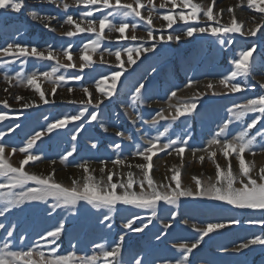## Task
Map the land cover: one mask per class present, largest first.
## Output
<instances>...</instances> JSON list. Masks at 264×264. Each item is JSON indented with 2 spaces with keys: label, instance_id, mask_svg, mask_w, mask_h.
I'll return each instance as SVG.
<instances>
[{
  "label": "snow or ice",
  "instance_id": "1",
  "mask_svg": "<svg viewBox=\"0 0 264 264\" xmlns=\"http://www.w3.org/2000/svg\"><path fill=\"white\" fill-rule=\"evenodd\" d=\"M47 2L55 5L57 9H63L65 19L60 22V27H64V25L70 27L61 33L62 36L73 38L80 37V34H92L90 38L80 37L82 43L75 46L79 51L78 71L67 72L69 69H77V64L73 61L74 44L71 42L60 49H55L49 44L42 50L34 43L30 44L13 39L11 42H6L5 46L0 47V66L5 69L3 79L9 85L14 83L25 87L30 86L38 92L39 99L43 104H49L55 103V101L46 98L40 83L37 82L39 78L50 81L57 86L67 84L69 81L79 82L83 79L84 69L91 68L96 63L90 53L97 50H101V64L107 63L103 60L104 52L114 55L117 62L115 67L118 70L110 71L107 75L102 74L99 79L94 81L96 91L104 99H97L94 102L93 93L89 87L82 86V91L88 98L78 102L69 101V103L81 105L75 114L64 113L59 118H54L47 123L46 127L30 135L23 142V146L18 149L14 146L11 147L7 155L5 154L6 145L3 139L6 133L0 131V218H2L0 230L4 233L0 236V264H125L123 259L125 234L119 235L118 239L114 240L111 245L106 243L95 244L90 255H79L76 245L71 246V251L60 254L58 240L65 232L69 219L78 218L88 206L96 210H107L108 214L103 216L102 222L112 218V215L117 211V205L145 210L150 213L147 223H141L139 227L134 226L137 221L142 220V217L132 214L130 218H126L123 229L139 233L148 228L153 220H159L161 223L167 220V223H163L161 234L155 237L156 240H160L161 236L167 233L173 226V221L178 217L182 200L188 201L189 198L191 200L221 202L219 206L229 205L234 209L259 210L261 212L259 218L248 219L245 222L249 225L260 226L261 233L253 234L250 238L239 242L233 250L239 253L249 249L250 246L264 245V166L260 167L258 176L254 177L251 174L252 168L246 163L244 157L246 151L254 154L258 147L257 138L260 140V150L264 151V94L252 97L244 95L241 102H234L227 109V119L222 121L218 130L212 134L205 149H203V151H208L209 146H217L227 161V166L222 168L216 163L214 180L210 177L207 181H202L198 177H193L195 180L194 188L182 186L180 167L173 166L172 175L165 177L167 182H156L151 172L154 167L153 157L157 156L158 153L166 151L167 155H172L175 152L183 159L190 137L177 136L173 139L168 135L169 128L173 122L181 117L192 115L198 109L206 93L199 92L190 97H178L177 90H173L168 96L167 115H165V109L161 108L155 112L150 120H145L138 109V105L146 104L143 79L138 82L131 93L129 107L135 110V116H129V120L133 125L142 122V125L156 128V134L150 136L144 144H136L135 151L131 152L133 157H140L144 161L135 165V168L141 173L139 177H136L131 170L126 173L117 171L115 168L106 171V161L104 160L100 161V180H97L93 175L95 170L90 168L89 161L85 160L76 164L75 167L83 170V177L82 179H73L71 186H65L55 179V168L47 175L30 173L26 170V165H29L30 162H36L43 158V153L37 150V142L42 143V138L52 134L54 130L66 129L70 124L72 125V128L69 129L72 132L71 147L60 156L62 163H66L76 153L75 141L86 124H91L93 121L99 122L100 127L107 132L108 128L100 120L102 116L101 105L116 94L117 83L121 76L128 71V68L135 65L142 55L146 53L155 54L158 46L162 47L168 42H180L187 38L203 35L215 37L222 47L233 45L236 38L234 34L247 38L255 37L257 32H260L261 36L264 37V28H262L264 25V0H247V7L260 14L258 22H256V15L252 16V20L255 22L254 27L247 30H244L242 24L237 22L232 7L226 9L228 13L232 14L231 22L221 23L218 17L225 9H219L214 14V6L217 0H210V3L207 4L204 3V0H200V2H195V0H161L159 5L155 3V0H146V2L145 0H132L130 3L123 2V0H72V3L65 2V0H59V2L58 0H47ZM25 6V0H0V10H3L4 15L19 14ZM79 6H83L84 10L79 11L75 18L73 14H68L69 9H78ZM236 7H240V4H237ZM142 10H146L147 15L143 14ZM27 15L33 21L41 23L49 31L55 32L57 30L52 26L53 21H58L56 15L41 14L37 10H30ZM154 19H161L165 23L156 27ZM141 23L146 27V37H138L135 34ZM129 28L132 31L130 36L126 35V30ZM106 29L109 33H118L119 35L115 38L116 41H126L128 46L118 44L114 52L108 48L102 49V43L109 39L105 35ZM256 48L257 44L253 42L251 47L242 46L235 53L234 57L229 60L231 70L227 74H222L216 81L223 86L225 91H213V95L227 96L245 93L250 87H255L254 84H249V78L253 72V53ZM122 52L126 54V60L121 59ZM61 55L67 59V63L60 61ZM29 58L53 61L54 64L48 70H33L29 73L23 67ZM17 60L20 61L21 67L10 74L6 70ZM61 69H64L67 74L61 73ZM153 71L155 72L156 69ZM109 80L111 81L110 85L107 83ZM194 83H196L194 80L189 79L185 87H191ZM206 87L207 89H214V83L209 81ZM260 87L264 89V83H260ZM4 91L7 92L8 88H5ZM51 91L54 96L57 91L56 87H53ZM68 91L71 93L72 87H69ZM173 98L178 103H171ZM14 99L22 101L24 98L15 95ZM0 103L6 108L9 107L7 100L0 101ZM35 105V101L32 103L24 102L20 104V107L27 109ZM90 107L91 111H89ZM125 114L128 115L127 108H125ZM250 114L255 115L246 119ZM16 115L20 116L23 113H16ZM8 118L7 112L0 111V122ZM45 119L47 120V117ZM77 121L80 122L78 125L74 123ZM161 121L168 122V126L163 127V130L157 128ZM258 124L261 125L259 128H257ZM235 125H239L240 130L235 135H230L232 127ZM19 127L20 125L16 124L14 127H9L7 132L12 133ZM253 130H255L254 134ZM147 135L148 133H145V136ZM115 136L121 140H133V136L126 134V130L115 131ZM141 139L143 140L144 136ZM91 147L96 148L97 143L93 142ZM109 147L116 151V158L111 163L114 166L124 165L127 158H122V144L114 143ZM17 151L23 154L18 166L10 162V157ZM197 151L199 150L191 149L193 156ZM233 154L238 161L237 171L233 170L231 160L228 159ZM216 155V151H211L209 158L215 162ZM199 160L203 162L205 156H199ZM51 163L54 165L56 161L52 160ZM128 167L131 169L132 165L129 164ZM114 176L117 177L115 181L113 180ZM237 184L239 186H236ZM39 203L48 206L47 215L50 218L57 213V210L66 211L68 215L46 228L43 234H38V239L35 241H29L27 235L17 236L18 225L9 222L7 216L11 215L13 211H23L25 206ZM164 205L175 206L177 210L171 211L170 217L162 216L160 213L165 210ZM183 223L188 225L190 221L185 219ZM239 224L240 220L234 217L213 219L202 226L191 223V228L198 233L194 242L176 245L175 248L178 252L176 258L157 261L156 264H191L190 256L193 250L201 245L205 237L213 233L218 234L221 229ZM108 227L110 229L112 225L109 224ZM134 264H145V262L142 258H137L134 260Z\"/></svg>",
  "mask_w": 264,
  "mask_h": 264
},
{
  "label": "rangeland",
  "instance_id": "2",
  "mask_svg": "<svg viewBox=\"0 0 264 264\" xmlns=\"http://www.w3.org/2000/svg\"><path fill=\"white\" fill-rule=\"evenodd\" d=\"M65 2L72 3V0H65ZM123 2L130 3L132 0H123ZM160 2L161 0H155L157 5ZM196 2H200V0H196ZM204 3H210V0H204ZM237 4H240V7H236ZM25 5V8L19 14L10 13L4 15L3 10H0V47L5 46L6 42H11L13 39L30 44L34 43L42 50L49 44L55 49H60L71 42L74 44L73 61L77 64V69H69L67 72H77L80 60L79 51L75 46L82 43L80 37L86 36L90 38L92 34H80V37L73 38L62 36L61 33L70 27L68 25L60 27V22L65 19L62 8L57 9L55 5L49 4L47 0H25ZM228 7L233 8L237 22L242 24L244 30L254 27L253 15H256V22L260 19L259 13L247 7V0H243V2L241 0H217L214 6V14L219 9H225L218 17L221 23L231 22L232 14L226 11ZM30 10H37L41 14L56 15L59 22L53 21L52 26L57 30L55 32L49 31L38 21H33L27 15ZM82 10H84L83 6H79L78 9H69L68 14H73L75 18L78 12ZM142 12L147 15L146 10H142ZM27 18L34 25L32 23L25 25ZM162 23L165 22L161 19H154L156 27H159ZM3 24L6 25L4 26ZM262 28H264V25H262ZM38 31L40 35L37 34ZM131 34V28L126 30V35L130 36ZM135 34L138 37H146V27L143 23L138 26ZM105 35L109 39L102 43V49L108 48L114 52L118 44L128 46L126 41H116L115 38L119 35L118 33H109L106 29ZM234 35L236 38L233 45L226 47L219 45L215 37L203 35L187 38L180 42H168L162 47L158 46L155 54L146 53L142 55L137 60V63L129 67L128 71L121 76L120 81L117 83L116 94L105 100V103L101 105L102 116L100 120L108 128L107 132L100 127L99 122L93 121L91 124H86L75 141L76 153L66 163H62L60 156L71 147L72 132L69 129L72 128V125L70 124L66 129L54 130L52 134L42 138V143L40 141L37 142V150L43 153V158L36 162H30L29 165H26V170L30 173L47 175L55 168V179L58 182H62L65 186H71L73 179H82L83 177V170L75 167L76 164L85 160L89 161L90 168L95 170L93 175L97 180H100V161L104 160L106 161V171L115 168L117 171L126 173L131 170L136 177H139L141 173L135 168V165L144 161L140 157H133L131 152L135 151L136 144H144L150 136L156 134V128L142 125V122H137L133 125L129 120V116H135V110L129 107L131 93L138 82L143 79L145 83L143 93L146 97V104L138 105V109L145 120H150L155 112L161 108L165 109V115H167L168 96L173 90H177L178 97H190L199 92L206 93L198 109L192 115L181 117L171 124L168 135L173 139L177 136L182 138L190 137L188 147L183 154V159L175 152L172 155H167L166 151L154 156V167L151 172L154 180L156 182H167L165 177L172 175L173 166L181 168L182 186L194 188L195 180L193 177H198L202 181H207L210 177L214 180L216 163L222 168H226L227 161L220 149L215 145L209 146L208 151H203L208 140L218 130L222 121L227 119V109L231 107L232 103L241 102L244 95L252 97L264 94V89L260 87V83H264V37L261 36L260 32H257L255 37L247 38L241 37L239 34ZM253 42L257 44V48L253 53L254 67L252 76L249 78V84H254L255 87H250L245 93L229 94L227 96L213 95V91H225L223 86L216 81L222 74H227L231 70L229 60L234 57L242 46L251 47ZM100 51L97 50L94 53H90L96 63L93 67L84 69L83 79L79 82L69 81L67 84L57 86L43 78L38 79L37 82L40 83L41 90L45 92L46 98L50 101H55V103L49 104H43L39 99L38 92L30 86L25 87L14 83L9 85L3 79L5 69L0 66V101L7 100L9 105L6 108L0 103V111L9 114L8 119L0 122V131L6 133L3 138L6 145V155L10 152L11 147L14 146L18 149L23 146V142L30 135L46 127L47 123L54 118H59L64 113L75 114L81 105L69 103V101L78 102L88 98L83 93L82 86L89 87V90L93 93L92 99L94 102L97 99H104L96 91L94 81L99 79L102 74L107 75L110 71L118 69L115 67L117 64L115 56L110 55L109 52H104L103 54V60L107 63L101 64ZM171 52H176L177 54L172 56ZM59 59L62 63L68 62L63 55ZM121 59L126 60V54L123 52ZM173 61L175 64H173ZM53 64V61L29 58L23 67L26 72L30 73L33 70H48ZM20 67V61L17 60L6 71L11 74L19 70ZM153 69H156V71L154 72ZM60 72L67 74L64 69H61ZM189 79L194 80L196 83L186 88L185 85ZM209 81L214 83V89H207L206 85ZM107 83L110 85L111 81L109 80ZM53 87L57 89L54 96L51 91ZM69 87L73 89L71 93L68 91ZM5 88H8L7 92L4 91ZM15 95H20L24 99L16 101L14 99ZM32 101L36 102L35 106L27 109L20 107L21 103H32ZM171 103L176 104L178 101L173 98ZM125 108L128 109V115L125 114ZM91 110L90 107L89 111ZM21 112L23 115H16V113ZM254 115L250 114L246 119H250ZM46 117L47 120L45 119ZM74 123L78 125L80 122ZM16 124H19L20 127L16 128L14 132L8 133L7 129L14 127ZM165 126H168V122L161 121L157 128L163 130ZM260 126L258 124L257 128ZM117 130H126V134H131L133 140H121V138L116 137L115 131ZM239 130V125L233 126L230 135H235ZM145 133H148V135L145 136ZM142 136H144L143 140L141 139ZM93 142L97 143L96 148L91 147ZM114 143L122 144V158H127L124 165L114 166L111 163L116 158V151L109 146ZM257 145L258 147L255 149L254 154L247 151L244 153L245 161L252 168L251 174L254 177L258 176L260 167L264 166V151L260 150L259 138H257ZM192 148L199 150L195 156L191 152ZM211 151H216L217 153L215 162L209 158ZM201 155L205 156L203 162L199 160ZM22 158L23 154L17 151L10 157V162L18 166V162ZM228 159L231 160L233 170L237 171L238 161L235 159V154ZM52 160L56 161L54 165L51 163ZM129 164L132 165L131 169L128 167ZM116 179L117 177L114 176L113 180L115 181ZM236 186L239 185L237 184ZM219 205H221V202L191 200V198L188 201L182 200L178 217L173 221V226L167 233L161 236L160 240H156L155 237L161 234L163 223H167V220H164L163 223L159 220H153L152 224L143 232L136 233L123 229V224L126 222V218H130L132 214L142 217V220L137 221L134 226L139 227L141 223H147V218L150 215L147 211L117 205V211L112 215V218L102 222L103 216L108 214L107 210H96L88 206L78 218L69 219L66 230L60 237L62 240H58L60 245L59 252L64 254L72 250V245H76L79 255H90L95 244L106 243L111 245L114 240L118 239L119 235L125 234L123 244L125 264H134V260L137 258H142L145 264H156L157 261L176 258L178 256L176 245L194 242L198 233L191 228V223H197L198 226H202L213 219L234 217L240 220V224L229 226L226 229L219 230L218 234L213 233L205 237L201 245L193 250L190 256L191 264H264V245L250 246L249 249L239 253L233 250L239 242L250 238L253 234L261 233L262 229L260 226L249 225L245 222L248 219L259 218L261 212L259 210H240L234 209L229 205ZM164 209L160 215L168 217H170L171 211L177 210L175 206L168 205H164ZM47 211L48 206L43 203L32 204L25 206L23 211H13L11 215L7 216V220L17 223V236L27 235L29 241H35L38 239V234H43L46 228L55 224L58 219L68 215L66 211L57 210V213L50 218L47 215ZM185 219L190 221L188 225L183 223ZM109 224L112 225L110 229L108 227ZM3 234V231L0 230V236Z\"/></svg>",
  "mask_w": 264,
  "mask_h": 264
},
{
  "label": "crops",
  "instance_id": "3",
  "mask_svg": "<svg viewBox=\"0 0 264 264\" xmlns=\"http://www.w3.org/2000/svg\"><path fill=\"white\" fill-rule=\"evenodd\" d=\"M195 2H196V0H195ZM30 23H32L31 21H30V19L29 18H27V22L26 23H24L25 25H29ZM33 24V23H32ZM4 26L6 25V24H3ZM34 25V24H33ZM37 34H39V31L37 32ZM40 35V34H39ZM158 54H160V53H158ZM177 53L176 52H171V55L172 56H175ZM157 56H159V55H157ZM171 60V59H170ZM173 64H175V62L173 61Z\"/></svg>",
  "mask_w": 264,
  "mask_h": 264
},
{
  "label": "trees",
  "instance_id": "4",
  "mask_svg": "<svg viewBox=\"0 0 264 264\" xmlns=\"http://www.w3.org/2000/svg\"><path fill=\"white\" fill-rule=\"evenodd\" d=\"M61 240H62V238L59 239V241H61Z\"/></svg>",
  "mask_w": 264,
  "mask_h": 264
}]
</instances>
